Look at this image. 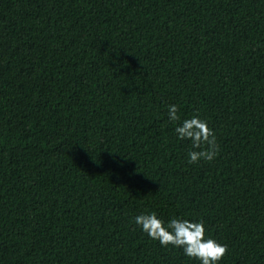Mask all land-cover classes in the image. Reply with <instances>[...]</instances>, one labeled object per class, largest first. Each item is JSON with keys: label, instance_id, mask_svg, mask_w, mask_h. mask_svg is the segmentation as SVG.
Wrapping results in <instances>:
<instances>
[{"label": "trees", "instance_id": "trees-1", "mask_svg": "<svg viewBox=\"0 0 264 264\" xmlns=\"http://www.w3.org/2000/svg\"><path fill=\"white\" fill-rule=\"evenodd\" d=\"M148 213L264 264V0H0V264H200Z\"/></svg>", "mask_w": 264, "mask_h": 264}, {"label": "clouds", "instance_id": "clouds-1", "mask_svg": "<svg viewBox=\"0 0 264 264\" xmlns=\"http://www.w3.org/2000/svg\"><path fill=\"white\" fill-rule=\"evenodd\" d=\"M178 113L179 108L170 105L169 121H180ZM175 133L178 139L191 142L192 150L188 153V163H197L200 160L210 162L215 159L218 152L215 134L199 116L184 120L175 128ZM134 223L162 247L182 248L185 256L199 261L200 264H218L228 252L227 245L205 237L203 221L194 223L174 218L165 225L155 213H148L136 216Z\"/></svg>", "mask_w": 264, "mask_h": 264}]
</instances>
